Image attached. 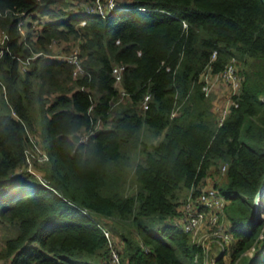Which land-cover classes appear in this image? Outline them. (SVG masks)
I'll return each mask as SVG.
<instances>
[{
    "label": "trees",
    "instance_id": "trees-1",
    "mask_svg": "<svg viewBox=\"0 0 264 264\" xmlns=\"http://www.w3.org/2000/svg\"><path fill=\"white\" fill-rule=\"evenodd\" d=\"M57 1L0 0V225L13 231L0 264H108L107 230L121 264H204L175 220L207 187L226 199L230 263L264 264V0H123L108 18L43 21ZM61 43L78 45L84 74L44 55ZM234 61L220 123L205 75ZM43 118L38 182L25 168Z\"/></svg>",
    "mask_w": 264,
    "mask_h": 264
},
{
    "label": "rangeland",
    "instance_id": "rangeland-1",
    "mask_svg": "<svg viewBox=\"0 0 264 264\" xmlns=\"http://www.w3.org/2000/svg\"><path fill=\"white\" fill-rule=\"evenodd\" d=\"M101 2H104L105 0H100ZM97 3V0H58L56 3L53 4L54 11L51 12L52 15L50 16H44L43 21L47 20H61L64 17L67 16H78V15H83L86 14V10L90 9L93 10L92 8L95 7ZM29 22L32 28L25 27L23 25V28L21 29L22 33L25 34L26 31L29 29H36V23L39 21H32V20H25V22ZM32 21V22H31ZM27 22V23H28ZM77 43V41H76ZM50 46L49 48L52 49L49 53H44V55H56V54H61L63 57L71 55L77 48L74 46H78L77 44L73 43H61ZM35 55H39L35 54ZM241 74H240V65L236 64V62H231L229 65L227 71L221 75L217 76H211L209 74L205 75V79L208 84V96L212 101V108L213 111L218 117H222L227 113V109L230 103L231 96L234 93L238 92V87H239V81H241ZM116 86L119 89L120 85L119 82H116ZM120 101L124 97V92L120 89ZM119 101V102H120ZM12 116L15 117L14 113H12ZM219 119V118H218ZM45 125H46V120L43 118L41 120V126H42V134H33L31 131H28L31 135V141H36L37 142V147L36 149V156L35 158L29 157L27 161V167L25 168V171H27L28 174L33 175V177L38 181H45L44 179V171L39 170V165L41 164L42 161L39 160V157L42 155V148L40 145L41 143L45 144L47 147V150L49 151V145L46 141L47 136L45 133ZM30 154L33 155V151L29 150ZM262 207H264V197L262 200ZM263 213L261 214V216ZM205 223V218L200 222L199 228L197 230L198 236L195 239V241L202 245L203 248H205L206 245L209 246V248H205V262L204 264H231L230 259L228 254H224L225 251H222V248L217 245V243L212 242L209 243V237L208 233L211 232L212 230L207 229V226ZM202 225V226H201ZM220 225L224 228L226 227L223 217L220 220ZM201 226V228H200ZM107 233L112 240L113 243H115V246L120 245V241L117 238V236L113 235L110 233L109 230H107ZM13 231L10 230L8 227L4 225H0V251L3 246V239L7 235H12ZM200 238V239H199ZM114 245L112 247L114 249H117ZM225 247V246H224ZM118 250V249H117ZM225 250V249H224ZM223 252L222 255L219 253ZM252 254V250L248 252V255ZM220 256L221 262L217 260V258ZM1 263V260H0ZM108 264L110 263V260L108 261ZM238 264V263H235Z\"/></svg>",
    "mask_w": 264,
    "mask_h": 264
},
{
    "label": "built area",
    "instance_id": "built-area-1",
    "mask_svg": "<svg viewBox=\"0 0 264 264\" xmlns=\"http://www.w3.org/2000/svg\"><path fill=\"white\" fill-rule=\"evenodd\" d=\"M120 1L123 0H105L104 2L97 0L95 7L92 8L93 10L88 9L85 12L86 14H96L101 18H108L116 12L126 10V8H123L118 4ZM18 24L21 30L23 28L24 21L20 20ZM5 38H6L5 35L3 34L0 35V48L2 47L3 44L2 42L4 41ZM75 47L77 49L71 55L66 57H63L61 54H56L53 56L46 55V56L49 59L59 58L67 61L70 65L73 66V76H79L84 74L85 72L82 69L80 60L78 59L79 48L77 46ZM227 69L221 74L225 73ZM122 71H123V67H119V66H115L112 69V73L115 77L116 82H119L121 80ZM239 87H240V81H239ZM147 99L148 97L145 98L144 108H147V104H146ZM226 114L227 113H225V115ZM225 115L219 117L220 123L225 118ZM81 140L85 141L86 136H81L80 141ZM48 159H49L48 154L42 151V155L39 157V160L43 162V161H47ZM225 201L226 199L223 197V195L217 188L207 187L206 189H203L196 198L189 196L188 200L182 207L181 216L179 217V219H177L176 223H178L186 233L190 234L192 240L196 242L195 239L197 238L196 236H198L197 230L199 228L200 222L205 218L204 224H206L207 229L212 230L207 234L210 240L209 243L215 242L223 250L224 246L228 245L229 242L231 241V235L226 229V227L223 228L220 225V220L224 214V208L226 203ZM112 245L115 246V244L110 241V259H109L110 263L121 264L119 250L114 249ZM205 248L208 249L209 246L206 245ZM205 248H203L204 254L206 252ZM204 262H205V257H204Z\"/></svg>",
    "mask_w": 264,
    "mask_h": 264
},
{
    "label": "water",
    "instance_id": "water-1",
    "mask_svg": "<svg viewBox=\"0 0 264 264\" xmlns=\"http://www.w3.org/2000/svg\"><path fill=\"white\" fill-rule=\"evenodd\" d=\"M263 196H264V184L262 185V187L260 188V190L258 191V193L256 194L255 199H254L255 209H256L257 215H259L260 210L262 208V197Z\"/></svg>",
    "mask_w": 264,
    "mask_h": 264
},
{
    "label": "clouds",
    "instance_id": "clouds-1",
    "mask_svg": "<svg viewBox=\"0 0 264 264\" xmlns=\"http://www.w3.org/2000/svg\"><path fill=\"white\" fill-rule=\"evenodd\" d=\"M79 132L80 130H73L72 132H69L68 135L70 138H72V137L78 136ZM83 142H84L83 140L80 141V143H83ZM70 154H74V153H70Z\"/></svg>",
    "mask_w": 264,
    "mask_h": 264
},
{
    "label": "crops",
    "instance_id": "crops-1",
    "mask_svg": "<svg viewBox=\"0 0 264 264\" xmlns=\"http://www.w3.org/2000/svg\"><path fill=\"white\" fill-rule=\"evenodd\" d=\"M177 222V219L175 220ZM224 249V248H223ZM221 255V252L219 253Z\"/></svg>",
    "mask_w": 264,
    "mask_h": 264
},
{
    "label": "bare ground",
    "instance_id": "bare-ground-1",
    "mask_svg": "<svg viewBox=\"0 0 264 264\" xmlns=\"http://www.w3.org/2000/svg\"><path fill=\"white\" fill-rule=\"evenodd\" d=\"M263 206V205H262Z\"/></svg>",
    "mask_w": 264,
    "mask_h": 264
}]
</instances>
